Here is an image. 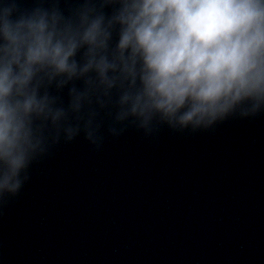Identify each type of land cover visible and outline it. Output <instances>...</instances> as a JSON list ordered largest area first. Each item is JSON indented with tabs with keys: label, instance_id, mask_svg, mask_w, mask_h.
Returning a JSON list of instances; mask_svg holds the SVG:
<instances>
[{
	"label": "clouds",
	"instance_id": "clouds-1",
	"mask_svg": "<svg viewBox=\"0 0 264 264\" xmlns=\"http://www.w3.org/2000/svg\"><path fill=\"white\" fill-rule=\"evenodd\" d=\"M261 113L264 0H0V208L81 135L99 150Z\"/></svg>",
	"mask_w": 264,
	"mask_h": 264
},
{
	"label": "water",
	"instance_id": "water-1",
	"mask_svg": "<svg viewBox=\"0 0 264 264\" xmlns=\"http://www.w3.org/2000/svg\"><path fill=\"white\" fill-rule=\"evenodd\" d=\"M30 176L0 208V264H264V113L81 135Z\"/></svg>",
	"mask_w": 264,
	"mask_h": 264
}]
</instances>
